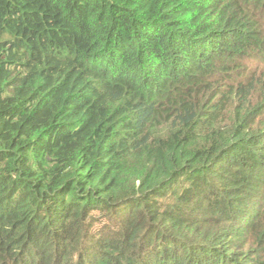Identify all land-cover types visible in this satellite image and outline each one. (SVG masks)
Listing matches in <instances>:
<instances>
[{
  "label": "trees",
  "instance_id": "16d2710c",
  "mask_svg": "<svg viewBox=\"0 0 264 264\" xmlns=\"http://www.w3.org/2000/svg\"><path fill=\"white\" fill-rule=\"evenodd\" d=\"M0 264H264V0H0Z\"/></svg>",
  "mask_w": 264,
  "mask_h": 264
}]
</instances>
